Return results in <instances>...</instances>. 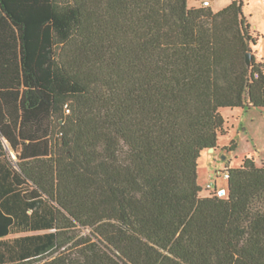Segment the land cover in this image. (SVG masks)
Listing matches in <instances>:
<instances>
[{
    "label": "trees",
    "instance_id": "obj_1",
    "mask_svg": "<svg viewBox=\"0 0 264 264\" xmlns=\"http://www.w3.org/2000/svg\"><path fill=\"white\" fill-rule=\"evenodd\" d=\"M204 1L0 0V156L54 208L52 246L0 264H264V165L197 182L220 110L264 108L260 33Z\"/></svg>",
    "mask_w": 264,
    "mask_h": 264
},
{
    "label": "rangeland",
    "instance_id": "obj_2",
    "mask_svg": "<svg viewBox=\"0 0 264 264\" xmlns=\"http://www.w3.org/2000/svg\"><path fill=\"white\" fill-rule=\"evenodd\" d=\"M201 1V0H200ZM212 7L224 5L227 0H209ZM243 12L251 27L260 33L258 52L264 58V0H243ZM194 2V0H189ZM226 134L218 137V147L204 150L197 167V182L205 189L211 181L227 188L224 172L241 164L246 156L253 157L256 164L264 165V108H222ZM235 147L230 148L231 142ZM202 194H206L202 192Z\"/></svg>",
    "mask_w": 264,
    "mask_h": 264
},
{
    "label": "crops",
    "instance_id": "obj_3",
    "mask_svg": "<svg viewBox=\"0 0 264 264\" xmlns=\"http://www.w3.org/2000/svg\"><path fill=\"white\" fill-rule=\"evenodd\" d=\"M230 1L211 7L217 11ZM199 3L200 0H194L191 5ZM255 55L264 60L259 52ZM4 120L8 122L6 117ZM3 144L6 153L0 156V208L13 218V223L9 233L0 237V261L17 262L42 254L52 246L54 208L44 198L34 200L25 196V187L14 184L13 169L17 168L18 151L5 138Z\"/></svg>",
    "mask_w": 264,
    "mask_h": 264
},
{
    "label": "built area",
    "instance_id": "obj_4",
    "mask_svg": "<svg viewBox=\"0 0 264 264\" xmlns=\"http://www.w3.org/2000/svg\"><path fill=\"white\" fill-rule=\"evenodd\" d=\"M208 4H209V1H208V0H205V1H204V5H208ZM224 177H225V178H228V173H227V172H224ZM215 184H216V186H215ZM206 188H209V189H212V188H213V189H216V191H217V193H218L219 195H224V194L226 193V188L218 186L217 183L214 182V181L209 182V183L207 184Z\"/></svg>",
    "mask_w": 264,
    "mask_h": 264
},
{
    "label": "water",
    "instance_id": "obj_5",
    "mask_svg": "<svg viewBox=\"0 0 264 264\" xmlns=\"http://www.w3.org/2000/svg\"><path fill=\"white\" fill-rule=\"evenodd\" d=\"M251 56H252V53H251V52H248V53L246 54V62H247V63H250V62H251ZM208 150L213 151L214 148H209Z\"/></svg>",
    "mask_w": 264,
    "mask_h": 264
}]
</instances>
